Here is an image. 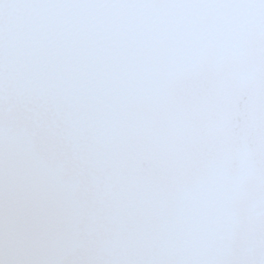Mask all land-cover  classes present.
<instances>
[{
    "label": "snow or ice",
    "instance_id": "snow-or-ice-1",
    "mask_svg": "<svg viewBox=\"0 0 264 264\" xmlns=\"http://www.w3.org/2000/svg\"><path fill=\"white\" fill-rule=\"evenodd\" d=\"M0 264H264V0H0Z\"/></svg>",
    "mask_w": 264,
    "mask_h": 264
}]
</instances>
